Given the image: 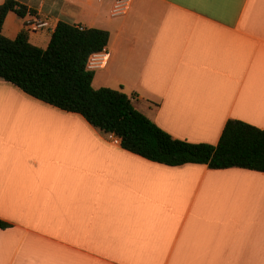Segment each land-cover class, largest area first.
Segmentation results:
<instances>
[{
	"label": "crops",
	"instance_id": "obj_1",
	"mask_svg": "<svg viewBox=\"0 0 264 264\" xmlns=\"http://www.w3.org/2000/svg\"><path fill=\"white\" fill-rule=\"evenodd\" d=\"M13 1L48 42L58 22L108 32L93 89L172 138L264 130V0H123L117 17L119 0ZM27 19L9 12L2 35ZM0 219V264H264V173L147 161L0 80Z\"/></svg>",
	"mask_w": 264,
	"mask_h": 264
},
{
	"label": "trees",
	"instance_id": "obj_2",
	"mask_svg": "<svg viewBox=\"0 0 264 264\" xmlns=\"http://www.w3.org/2000/svg\"><path fill=\"white\" fill-rule=\"evenodd\" d=\"M23 18L26 7L13 0L0 5V80L60 111L81 116L120 147L142 159L178 167L205 165L211 170L239 168L264 173V130L228 120L216 145L172 138L137 111L128 96L108 88L93 89L89 57L105 49L109 34L58 22L45 49L32 45L22 30L13 39L2 35L6 15ZM11 224L0 219V230Z\"/></svg>",
	"mask_w": 264,
	"mask_h": 264
},
{
	"label": "built area",
	"instance_id": "obj_3",
	"mask_svg": "<svg viewBox=\"0 0 264 264\" xmlns=\"http://www.w3.org/2000/svg\"><path fill=\"white\" fill-rule=\"evenodd\" d=\"M126 7L125 3L122 1H116L112 11L111 15L112 16H120L125 13ZM28 15V19L25 21V26L27 28V31L36 33L39 30H42L44 28H47V23L44 21H41L37 16L32 15L29 13V11L26 12ZM107 60V55L105 54V51H101L99 53L93 54L89 57L87 64H86V69L89 71L100 69L104 66L105 62ZM109 139L112 144L118 145L120 143L119 139L109 135Z\"/></svg>",
	"mask_w": 264,
	"mask_h": 264
},
{
	"label": "rangeland",
	"instance_id": "obj_4",
	"mask_svg": "<svg viewBox=\"0 0 264 264\" xmlns=\"http://www.w3.org/2000/svg\"><path fill=\"white\" fill-rule=\"evenodd\" d=\"M19 23L18 20H12L11 21V25L12 26H17V24ZM39 35L38 36H31L30 37V42L32 45L41 48V49H45L48 45V37L46 36V32L45 31H40L39 30Z\"/></svg>",
	"mask_w": 264,
	"mask_h": 264
},
{
	"label": "bare ground",
	"instance_id": "obj_5",
	"mask_svg": "<svg viewBox=\"0 0 264 264\" xmlns=\"http://www.w3.org/2000/svg\"><path fill=\"white\" fill-rule=\"evenodd\" d=\"M102 70V69H101Z\"/></svg>",
	"mask_w": 264,
	"mask_h": 264
}]
</instances>
